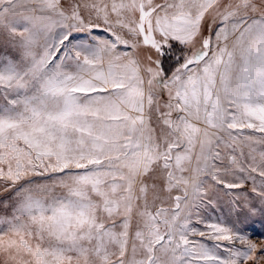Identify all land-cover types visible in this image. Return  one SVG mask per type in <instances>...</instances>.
<instances>
[{
    "label": "snow or ice",
    "instance_id": "snow-or-ice-1",
    "mask_svg": "<svg viewBox=\"0 0 264 264\" xmlns=\"http://www.w3.org/2000/svg\"><path fill=\"white\" fill-rule=\"evenodd\" d=\"M0 264H264V0H0Z\"/></svg>",
    "mask_w": 264,
    "mask_h": 264
}]
</instances>
